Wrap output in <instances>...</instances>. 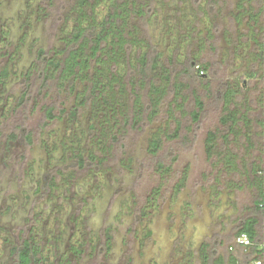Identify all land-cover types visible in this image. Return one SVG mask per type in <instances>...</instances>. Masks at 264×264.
Instances as JSON below:
<instances>
[{
	"label": "rangeland",
	"instance_id": "1",
	"mask_svg": "<svg viewBox=\"0 0 264 264\" xmlns=\"http://www.w3.org/2000/svg\"><path fill=\"white\" fill-rule=\"evenodd\" d=\"M83 1L0 0V264H16L26 238L40 251L32 264H259L235 237L254 215L264 264V210L255 211L244 175L208 155L205 143L223 128L220 89L237 81L236 102L252 121L241 131L255 145L239 137L228 147L264 177V0H137L148 7L130 16L133 43L115 68L108 42L99 54L102 80L123 76L124 91L116 85L108 94L115 109L131 110L133 90L146 106L150 85L165 89L157 112L136 122L131 112L117 122L110 110L104 119L107 106L95 111L86 81L59 80V68L38 57L63 58L75 19L91 13L94 0ZM109 6L95 4L99 22ZM179 82L186 86L175 94ZM195 94L203 104L196 121Z\"/></svg>",
	"mask_w": 264,
	"mask_h": 264
},
{
	"label": "trees",
	"instance_id": "2",
	"mask_svg": "<svg viewBox=\"0 0 264 264\" xmlns=\"http://www.w3.org/2000/svg\"><path fill=\"white\" fill-rule=\"evenodd\" d=\"M84 0L83 2H85ZM263 1V0H260ZM98 0L86 4L90 8L91 13H80L79 17L75 19L76 24L72 32L71 39L68 40L66 44V49L64 50L63 58L59 61H54V59L48 58L43 50L39 51L38 57L42 59L44 67L54 66L59 68V75L57 79L66 80L68 78L80 79L81 81L87 82L86 90H89L90 100L95 106V111H102L104 105L106 109L104 110V119L108 117V111L110 113H115L117 122L118 117L121 116L122 121L128 118V115L133 113L134 122L140 120L144 117V113H156L159 100L165 93V89L160 90V87L150 85L149 96L150 100L146 101V106L140 104V97L138 94H135L133 90L131 94L133 95V104L131 110L126 105L122 109L119 107L115 109V95L109 94V91L114 93L113 90H116V85L123 88L125 84L122 83L121 79L122 73L113 74L114 71H110L108 79L102 80V60L99 57V54L104 51V46L106 42L111 45L106 51V55L109 58V62L112 64V67L115 68L117 62H119L120 56L119 51L126 50L131 43V31L128 30L130 16L134 13L144 14L146 11L142 10V7H148L147 3L144 2L141 6H138L137 0H109L110 6L107 13L100 18V22L96 19L94 15V6L97 4ZM262 10L256 13L251 14V18L254 22H257L259 19ZM257 47V44H256ZM260 58L262 59L263 47L260 49ZM96 62L101 65L100 67H92V62ZM145 56H142V69L147 68V59L146 67L144 66ZM144 66V67H143ZM93 68V71L90 70ZM45 70V69H44ZM54 70V71H55ZM204 69H201V71ZM200 71V70H198ZM113 74V75H112ZM254 74V73H252ZM53 75L45 73L44 80H48ZM200 76L201 74H197ZM50 76V77H49ZM54 76V75H53ZM182 83L173 84V93L180 94L182 87L186 86ZM180 87V88H179ZM240 91V87L237 81L227 82L221 89L219 93L220 100L222 102V113L219 117V122L223 126L222 130L209 131L205 140L207 154L210 156H216L220 161H223L227 170L232 171L233 173H241L246 179V184L254 191V205L255 211L262 212L264 210V177H263V168L255 161L246 163L245 161L242 164H238L237 154L228 147V144L232 139L235 141L237 138H244L249 143L248 145L251 148H254L255 143L253 142V133L242 132V126L250 127L252 124L250 119V111L247 104H239L236 102L237 94ZM105 94H107L105 96ZM195 100V109L191 111V116L194 121L199 117L200 111L202 109V101L200 100L197 94L194 95ZM101 99H103L101 101ZM87 101V100H86ZM85 99L80 101V104L76 106L74 111H78V108L83 105ZM64 111V110H61ZM147 111V112H146ZM149 111V112H148ZM45 115L47 118L54 117L53 109H46ZM148 115V116H149ZM103 121V120H102ZM105 121V120H104ZM261 129L263 127V120H257L255 123ZM104 130V129H103ZM175 134V132H174ZM26 139L28 142L31 141L30 134H27ZM113 139L116 138L115 135L112 136ZM156 139V138H155ZM154 143H158V140H154ZM79 166H84L86 164V159L82 156H78L76 161ZM179 186V185H178ZM259 218L257 216H250L243 219L237 229L235 237H238L242 234H245L249 240L248 244H239L242 247H249L252 262L263 261V238L260 232L258 231ZM260 246V248H259ZM16 264H32L35 260H38L39 248L33 245L31 239L26 238L22 243L15 249ZM232 262H237V258L234 256L230 257ZM222 263L221 258L214 259L212 264Z\"/></svg>",
	"mask_w": 264,
	"mask_h": 264
},
{
	"label": "built area",
	"instance_id": "3",
	"mask_svg": "<svg viewBox=\"0 0 264 264\" xmlns=\"http://www.w3.org/2000/svg\"><path fill=\"white\" fill-rule=\"evenodd\" d=\"M237 241H238L237 243H239V244H245L246 245V244L249 243V240H248V238L246 237L245 234H242V235L238 236L237 237Z\"/></svg>",
	"mask_w": 264,
	"mask_h": 264
},
{
	"label": "clouds",
	"instance_id": "4",
	"mask_svg": "<svg viewBox=\"0 0 264 264\" xmlns=\"http://www.w3.org/2000/svg\"><path fill=\"white\" fill-rule=\"evenodd\" d=\"M260 264V263H259Z\"/></svg>",
	"mask_w": 264,
	"mask_h": 264
}]
</instances>
